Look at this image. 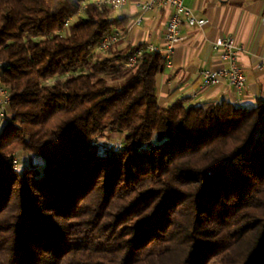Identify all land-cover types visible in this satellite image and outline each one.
<instances>
[{"label": "trees", "instance_id": "obj_1", "mask_svg": "<svg viewBox=\"0 0 264 264\" xmlns=\"http://www.w3.org/2000/svg\"><path fill=\"white\" fill-rule=\"evenodd\" d=\"M119 23L0 0V264H264V99L160 107L162 51L95 50Z\"/></svg>", "mask_w": 264, "mask_h": 264}, {"label": "crops", "instance_id": "obj_2", "mask_svg": "<svg viewBox=\"0 0 264 264\" xmlns=\"http://www.w3.org/2000/svg\"><path fill=\"white\" fill-rule=\"evenodd\" d=\"M146 1L127 0L121 8L112 10V17L120 19L116 30L123 32L116 50L141 43L163 51L166 48L165 27L174 8L144 10L142 5ZM184 3L195 14L208 18L209 23L203 28L182 27L184 38L175 45L164 72L157 76L160 107H167L179 98L206 106L223 100L241 107L255 106L259 99H264V0H184ZM228 35L244 48L238 53L246 76L241 95L226 81L206 87L200 76L203 68L220 70L226 66L212 49V42Z\"/></svg>", "mask_w": 264, "mask_h": 264}, {"label": "built area", "instance_id": "obj_3", "mask_svg": "<svg viewBox=\"0 0 264 264\" xmlns=\"http://www.w3.org/2000/svg\"><path fill=\"white\" fill-rule=\"evenodd\" d=\"M126 1L127 0H92L97 7H107L111 10L121 8ZM168 7H173L174 12L170 15L165 27L166 48L163 51L156 46H148L150 50L163 51L167 57V63L170 54L174 51L175 45L184 38L181 35V29L184 25L191 28H203L209 23L208 18L195 14L192 8L186 6L184 0H148L142 5L144 10L154 8L162 9ZM69 23L70 20L67 21L66 25ZM122 38L123 32L115 30L105 36L96 46L95 50L107 51L112 46L119 43ZM212 49L219 55L222 61L226 62V66L220 70L203 68L200 71V76L203 80L204 86L214 87L221 84L223 81H226L229 86L234 88L238 95H241L246 87V76L243 68L238 62V53L244 50L243 46L239 45L233 36L228 35L215 39L212 42ZM142 54V49H138L136 53L125 63V65L127 67L134 66L142 57ZM8 102L9 92L0 87V127L5 120L4 114ZM13 166L16 169L19 167L17 160H14Z\"/></svg>", "mask_w": 264, "mask_h": 264}, {"label": "rangeland", "instance_id": "obj_4", "mask_svg": "<svg viewBox=\"0 0 264 264\" xmlns=\"http://www.w3.org/2000/svg\"><path fill=\"white\" fill-rule=\"evenodd\" d=\"M122 142V135L116 133L106 132L105 137L101 138V148H107L106 145H114L119 146ZM105 146H104V145ZM14 160L19 162V168L26 167L32 163L40 164L41 159L36 157L35 155H28L23 153H16Z\"/></svg>", "mask_w": 264, "mask_h": 264}]
</instances>
